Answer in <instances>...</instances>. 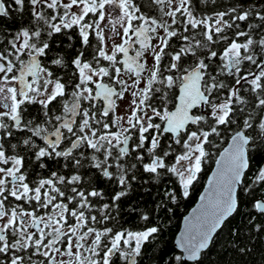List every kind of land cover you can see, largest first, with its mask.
Segmentation results:
<instances>
[{
  "label": "snow or ice",
  "instance_id": "6c2138e0",
  "mask_svg": "<svg viewBox=\"0 0 264 264\" xmlns=\"http://www.w3.org/2000/svg\"><path fill=\"white\" fill-rule=\"evenodd\" d=\"M214 249L264 264V0H0V264Z\"/></svg>",
  "mask_w": 264,
  "mask_h": 264
},
{
  "label": "trees",
  "instance_id": "16d2710c",
  "mask_svg": "<svg viewBox=\"0 0 264 264\" xmlns=\"http://www.w3.org/2000/svg\"><path fill=\"white\" fill-rule=\"evenodd\" d=\"M198 193H199V190L196 194H194L192 200L190 201H187L185 202V204L183 205V207L176 213V220L173 221V224L171 225V228H170V233H169V239H171V234L172 233H175L178 229V227L180 226V222L182 220V217L193 207V205L195 204V200L197 199L198 197ZM259 244V242H258ZM218 251L219 249H214L213 252H212V255H211V259L209 261L206 262V264H214V262L217 260V259H222L223 257H220L218 256ZM231 259L233 261H241L243 260L244 258L243 257H239L237 256L235 253H232L231 254Z\"/></svg>",
  "mask_w": 264,
  "mask_h": 264
},
{
  "label": "water",
  "instance_id": "95a60500",
  "mask_svg": "<svg viewBox=\"0 0 264 264\" xmlns=\"http://www.w3.org/2000/svg\"><path fill=\"white\" fill-rule=\"evenodd\" d=\"M194 206H195V204L193 205V207H194ZM190 210H191V209H190ZM190 210H189V211H190ZM186 214H187V213H186ZM186 214H185V215H186Z\"/></svg>",
  "mask_w": 264,
  "mask_h": 264
}]
</instances>
